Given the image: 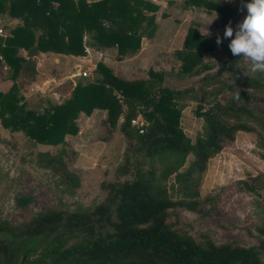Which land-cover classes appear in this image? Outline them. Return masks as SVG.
<instances>
[{
	"label": "trees",
	"instance_id": "trees-1",
	"mask_svg": "<svg viewBox=\"0 0 264 264\" xmlns=\"http://www.w3.org/2000/svg\"><path fill=\"white\" fill-rule=\"evenodd\" d=\"M186 5L217 12L221 27L232 24L236 15L234 9L219 1L187 0ZM157 11V5L147 0H0V25L8 34L0 38V64L10 69L15 80L23 71L34 69L31 57L36 55L81 57L88 46L115 49V59H125L139 51L142 38L154 35ZM2 16L21 24L6 28ZM215 41V37L205 39L196 28H189L182 49L175 52L182 72L198 74L199 66L209 70L202 65V53L212 52ZM21 50L28 52L29 59L19 55ZM221 67L229 72L237 89H232L234 97L224 104L214 102L206 111L197 110L203 131L193 144L179 127L180 111L174 103L179 93L163 86L162 73L149 71L146 79L124 81L100 62L92 82L78 83L68 100L60 104L49 101L42 113L17 105L16 86L7 95L0 93L1 122L39 144L59 146L67 135L77 133L80 113L88 116L95 110L106 111L109 126L122 119L120 132L128 141H135L133 156L141 154L143 159L152 160L166 152L193 155L187 170L177 177L186 183L194 171L205 170L224 142L233 141L238 132L252 131L239 122L242 117H253L249 103L264 104V98L252 93L263 90L264 81L242 74L238 56L230 51ZM139 114L148 121L142 135L130 124ZM65 154L62 148L55 155L42 153L39 164L77 188L79 178L68 170ZM119 170V176L129 174L128 161ZM154 179L155 170L148 168L135 170L131 179L122 183L104 184L106 197L89 212L50 210L22 225L0 221V264H18L19 258L31 259V254L39 264H49L48 260L52 264H262L255 247L216 244L208 238L199 244L172 230L167 224L168 211H195L196 206L168 199L165 190L154 187ZM256 231L264 236V219ZM61 236L81 239L75 244L58 242L38 250L29 247L32 241L54 242Z\"/></svg>",
	"mask_w": 264,
	"mask_h": 264
},
{
	"label": "rangeland",
	"instance_id": "rangeland-1",
	"mask_svg": "<svg viewBox=\"0 0 264 264\" xmlns=\"http://www.w3.org/2000/svg\"><path fill=\"white\" fill-rule=\"evenodd\" d=\"M147 1L158 7L154 13V35L142 38L145 50L136 60L120 66H123V73L128 74L130 66L140 65L130 75L132 81L146 79L149 71L163 74V86L173 93H179L174 99L180 111L179 127L193 144L203 131V122L196 116L197 110L206 111L214 102L224 104L234 97L232 89H237L229 72L221 67L230 52V39H223L220 45L215 41L212 52L202 53V65H207L209 70L199 66L198 74L183 73L175 52L182 49L189 28H196L203 36L208 18L214 19L215 11L188 6L187 0ZM213 1H219L236 11L231 24L233 29L247 15L246 9L240 11L241 0ZM243 2L247 3L245 0ZM216 14L218 18L208 26L212 35L203 36L205 39L223 38L225 27L219 26L220 16ZM1 23L6 28L21 24L18 20L9 21L4 16ZM137 53L126 57L131 58ZM19 55L29 59L25 50H21ZM115 56L112 55V59L117 62L124 60H117ZM42 58H39L40 66L38 59L37 65L36 60H32L34 69L23 71L15 80L11 78L10 69L0 64V93L7 95L16 86L14 94L17 105L27 111L42 113L49 101L62 103L68 100L74 82L90 83L96 77V70L91 72L95 62L89 61L88 57L79 66H76L74 59H69L71 62L67 65L68 60L62 61L57 56L56 65L53 56L43 55ZM238 67L242 74L264 81V74L250 71L248 60L238 57ZM71 70H81L82 76L73 78V82L66 78ZM220 71L221 74L215 76ZM113 75L123 79V74ZM252 93L264 98V89ZM249 107L253 117H242L239 122L251 127L252 131L238 132L233 141L224 142L222 150L210 157L205 170L194 171L186 183L177 177L187 170L193 155L182 157L166 152L152 160L143 159L141 154L133 156L135 141H128L120 132L122 119L116 126H109L106 111L95 110L88 116L80 113L76 120L77 133L67 135L65 143L59 146L39 144L22 131L6 128L0 117V221L22 225L36 214L50 210L89 212L106 197L104 184L122 183L130 180L135 170L153 168L155 188L165 190L166 197L172 201L191 202L196 206L195 211L184 208L169 210L167 224L172 230L191 237L199 244L208 238L216 244L255 247L264 264V236L256 231L264 219V104L250 102ZM126 110L123 106V111ZM61 148L66 151L64 161L68 170L79 178L77 188H73L53 170L39 164L42 153L55 155ZM127 161L131 172L119 176V169L127 165ZM80 239V236H61L58 241L48 243L35 240L29 247L38 250L58 242L70 245L78 243ZM30 257L19 258L18 264H39L34 254ZM48 263L52 264L50 260Z\"/></svg>",
	"mask_w": 264,
	"mask_h": 264
},
{
	"label": "clouds",
	"instance_id": "clouds-1",
	"mask_svg": "<svg viewBox=\"0 0 264 264\" xmlns=\"http://www.w3.org/2000/svg\"><path fill=\"white\" fill-rule=\"evenodd\" d=\"M231 2V0H228ZM247 10V15L233 29L231 22L225 27L223 38L216 37V44H222L223 39H230L228 48L233 56L242 57L250 62V71L252 73L264 74V0H250L244 3L241 0L240 11ZM208 18L212 24L218 17ZM208 26L203 32V36L210 37L212 34L208 31ZM236 96L240 99L239 90Z\"/></svg>",
	"mask_w": 264,
	"mask_h": 264
},
{
	"label": "crops",
	"instance_id": "crops-1",
	"mask_svg": "<svg viewBox=\"0 0 264 264\" xmlns=\"http://www.w3.org/2000/svg\"><path fill=\"white\" fill-rule=\"evenodd\" d=\"M94 1H99V0H86L87 3H91V2H94ZM143 41L144 40H142V42H141L140 51L135 56H133L131 58H125L123 61H120V62H117V61L112 59V55L116 54V50L115 49H105V50L100 49V50H97V49H95L93 47L91 48V47H88V46H86L87 56L84 55V56H81V57H74V56H63V55H55V54H49V55L54 57L53 58L54 59L53 60L54 64L57 63L58 59L56 57L58 56V57L62 58V61L68 60V62H66L67 65H69L70 62H71L69 59H74L75 62L77 63L76 66H79L80 65L79 63L81 61H83V60L86 62L87 57H88V58H90L89 61L95 62L92 65L91 72H93L95 70L97 63L100 62V63L104 64L107 68H109L115 75L119 74L120 76H122V74H123V76H122L123 79L122 80L132 81L133 78L129 79L130 75H132V72L136 71V68L140 67V65H138V66H130L129 67L130 71L128 72V74H126V73L124 74L123 73V66H120V64L127 63V62H133L134 60H136L140 56V54L143 52V50H145L144 49V45H143ZM112 53H114V54H112ZM107 54H111V55L107 57L106 56ZM42 56L43 55L32 56L31 59L33 61H34V59L36 60V65H37V59H38V64L40 66L39 58L43 59ZM55 59H57V60H55ZM59 66H57V67H59ZM72 68L73 67H70V69H72ZM73 70H75V69H73ZM73 70H71L70 74H68L66 76V78H69L72 81H73V78H78V77L82 76V73L80 72L82 69L81 70H77V71H73ZM121 72H122V74H121ZM77 84H78V82H76V83L74 82L73 88ZM73 88L71 89V91L73 90ZM71 91L69 92V95H70ZM58 103H60V101Z\"/></svg>",
	"mask_w": 264,
	"mask_h": 264
},
{
	"label": "built area",
	"instance_id": "built-area-1",
	"mask_svg": "<svg viewBox=\"0 0 264 264\" xmlns=\"http://www.w3.org/2000/svg\"><path fill=\"white\" fill-rule=\"evenodd\" d=\"M6 34L2 26L0 25V38H5ZM131 126L137 131L139 135H142L145 132V128L148 124L145 121V118L142 115H137L130 122Z\"/></svg>",
	"mask_w": 264,
	"mask_h": 264
}]
</instances>
